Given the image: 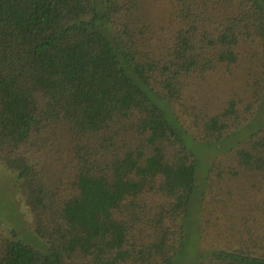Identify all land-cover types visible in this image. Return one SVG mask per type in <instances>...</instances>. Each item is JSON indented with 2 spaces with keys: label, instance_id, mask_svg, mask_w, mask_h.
Listing matches in <instances>:
<instances>
[{
  "label": "trees",
  "instance_id": "1",
  "mask_svg": "<svg viewBox=\"0 0 264 264\" xmlns=\"http://www.w3.org/2000/svg\"><path fill=\"white\" fill-rule=\"evenodd\" d=\"M169 1L173 28L153 44L138 0H0V162L16 174L46 243L41 252L2 239L0 264H73L78 256L177 264L194 254L193 219L210 171L190 142L213 149L242 121L230 99L202 123L198 142L173 106L191 81L231 75L245 59H256L264 99V0ZM249 110L248 131L256 124ZM128 127L141 141L103 156ZM232 139L239 168L264 174V124ZM64 147L75 153L73 173L57 180L48 154L64 163ZM146 193L165 201L152 214L140 199ZM133 220L152 226L140 247L131 243ZM203 260L264 264V251L209 250L196 264Z\"/></svg>",
  "mask_w": 264,
  "mask_h": 264
},
{
  "label": "rangeland",
  "instance_id": "2",
  "mask_svg": "<svg viewBox=\"0 0 264 264\" xmlns=\"http://www.w3.org/2000/svg\"><path fill=\"white\" fill-rule=\"evenodd\" d=\"M138 2L142 7L140 15L146 22L152 43L157 44L160 39H166L173 28L170 1L138 0ZM248 61L246 59L242 61L231 75L220 71L211 74L205 80L191 81L180 101L174 104L177 118L194 140L200 142L202 123L222 112L230 99L236 101L238 115L242 121L238 122L240 126L233 132L238 140H244L258 126L264 124V112L260 109L256 110L257 106L264 108L261 80L256 72V59H248ZM250 105H253L256 124L248 131L242 128L247 124L250 125V115L253 112L249 110ZM129 127L127 131H120L115 137L114 147L102 150L105 153L103 156L119 155L127 148L126 146L137 145L141 141L140 135V139L133 137L135 132ZM231 134L226 135L230 136L229 140L223 141L213 149L203 148L202 145L190 142L202 167H208L210 174L204 188L205 196L198 203L194 214L193 229L197 238L194 254L182 262L180 259L177 264H196L198 257L209 250L264 251V174L239 168L233 159L237 149L234 143L237 139L231 140L234 138ZM64 149L62 151L66 156L64 163L59 162L62 154L54 152V149L48 154L49 175L57 180H65L73 173V156L69 153L73 155L75 153L67 147ZM52 169L55 170V174H52L54 173ZM63 183L62 190L66 191L69 185L67 182ZM19 186L16 174L0 162V240L16 237L37 250L45 251L46 243L35 233L33 215L21 195ZM143 198L146 211L151 214L155 208L165 203L163 198L150 193L142 195L140 199ZM141 219L143 221L144 217L142 216ZM133 222L137 224L132 232L131 243L140 247L145 242H150L153 239L152 226L138 224L140 222L138 220ZM191 239L192 236L183 257L193 250ZM136 256L138 255L132 254V257ZM73 264H94V261L91 258L78 256ZM200 264H209V262L203 260Z\"/></svg>",
  "mask_w": 264,
  "mask_h": 264
}]
</instances>
